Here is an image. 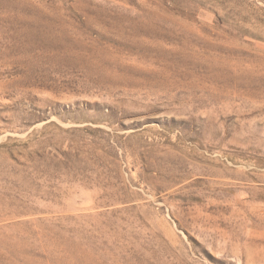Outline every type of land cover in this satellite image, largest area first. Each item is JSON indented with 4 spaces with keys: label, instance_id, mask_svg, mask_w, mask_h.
Returning a JSON list of instances; mask_svg holds the SVG:
<instances>
[{
    "label": "rangeland",
    "instance_id": "rangeland-1",
    "mask_svg": "<svg viewBox=\"0 0 264 264\" xmlns=\"http://www.w3.org/2000/svg\"><path fill=\"white\" fill-rule=\"evenodd\" d=\"M0 264H264V0H0Z\"/></svg>",
    "mask_w": 264,
    "mask_h": 264
}]
</instances>
